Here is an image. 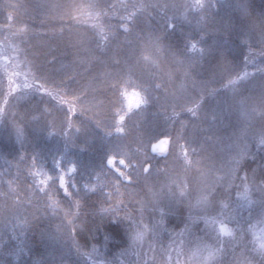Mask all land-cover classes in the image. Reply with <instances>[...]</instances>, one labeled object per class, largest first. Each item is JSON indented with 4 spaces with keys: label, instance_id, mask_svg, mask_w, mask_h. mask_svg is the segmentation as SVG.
<instances>
[{
    "label": "snow or ice",
    "instance_id": "obj_1",
    "mask_svg": "<svg viewBox=\"0 0 264 264\" xmlns=\"http://www.w3.org/2000/svg\"><path fill=\"white\" fill-rule=\"evenodd\" d=\"M43 7L56 10L61 36L77 37L69 54L99 71L62 76L32 58L13 12L0 24L10 34L0 42V137L19 161L14 175L0 172V264H105L92 256L105 221L114 247L131 251L128 264H264V10L246 0ZM157 104L162 122L134 121ZM169 156L176 166L159 167ZM171 216L179 231H169ZM45 219L58 221L55 231Z\"/></svg>",
    "mask_w": 264,
    "mask_h": 264
},
{
    "label": "trees",
    "instance_id": "obj_2",
    "mask_svg": "<svg viewBox=\"0 0 264 264\" xmlns=\"http://www.w3.org/2000/svg\"><path fill=\"white\" fill-rule=\"evenodd\" d=\"M66 0H0V24H6V16L8 12H13L15 16V27H24L27 25L29 31L26 36H24V40L26 41L27 47L30 49L32 58L35 59L37 63L43 64L45 67L49 68L56 73L65 76L71 77L76 76L77 81H88L91 80V76H94L99 71L98 67H93L88 63H84L83 65L79 62L84 57L77 56L75 54V50H73V54H69L68 49L65 47L68 40L71 38L72 40L77 39L75 36H69L68 33H65L63 36L59 34L60 24L56 22L53 17L56 14V10L52 8H45L44 5L48 4H56V3H65ZM112 2H116V0H112ZM168 2H173V0H168ZM179 2V0H176ZM253 9L256 14H259L262 10H264V0H246ZM5 5H20L18 8L5 7ZM223 14V13H222ZM80 32L83 36L88 37L91 35L90 31L87 27L80 29ZM10 34L7 32L0 31V42L4 41L6 37ZM256 37L253 38V51L259 53L261 51L260 47L255 44ZM11 43L19 44L20 41L18 39H12ZM243 54L248 53L247 48L242 49ZM115 55V51L111 53ZM239 59L242 61L243 56H240ZM54 63H48L49 61H53ZM92 68L91 75H89L88 69ZM249 71H252L250 68ZM179 83V80H178ZM6 87V83H5ZM99 99H103V97H98ZM67 99H71V97H67ZM56 103V101H51V104ZM163 103V101H161ZM50 106V105H49ZM159 113H163V108L160 107L159 104L148 108L147 110L138 113L133 119L138 123H148V122H162V115H158ZM196 132L195 128L189 129V134L194 135ZM222 135V133H221ZM126 142L128 143L130 148L135 149L137 145V137L136 133L132 132L126 138ZM213 147H209V151H212ZM12 151V147L10 143L5 140L3 137H0V172L11 171L13 175L16 173V165L19 163L17 159H13L10 156L5 155V153ZM87 157V153L84 154ZM26 162L24 165H21V168L27 167ZM167 164L169 167H175L174 159L172 156H169L167 161L164 159H160L159 167L163 168ZM260 164V160L257 157L255 162L249 160V167H257ZM49 167H51V161H49ZM11 178V177H8ZM42 178V177H41ZM192 187L195 189L200 185V179L195 172L191 174L190 177ZM193 193V194H194ZM2 204V202H0ZM83 212L88 213L93 211L89 207H85L82 209ZM5 213L2 208H0V226L3 224ZM184 217H187V211H184ZM58 221L56 220H43L42 226L45 227L49 231H55V227ZM97 223H99V218L97 217ZM168 224L169 231H179V228H176L177 224H180V228H183V223H181V219L178 216H171L166 221ZM0 233H2V227H0ZM113 235V239L110 243H105L104 236L105 234ZM6 234L4 239H7ZM31 233H29V237H31ZM97 235V240L100 242L97 247L99 248V254L93 253V259L95 260H104L105 264H108L109 261H114L115 264H128V261L133 259L131 255V251L129 250L128 254H121L127 245H122V247H114V245L119 242V237L115 236V226L109 225L106 221L101 227L99 233ZM20 239H24L23 236ZM79 239V237H77ZM10 243H15V241H11ZM87 251L91 252V245H89ZM44 252L43 246L36 245L35 251L33 255V259H39L40 255Z\"/></svg>",
    "mask_w": 264,
    "mask_h": 264
}]
</instances>
